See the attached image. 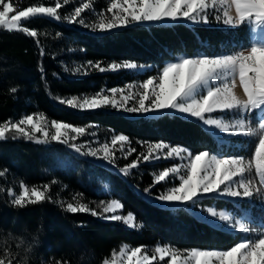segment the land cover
Returning a JSON list of instances; mask_svg holds the SVG:
<instances>
[{"label": "trees", "instance_id": "16d2710c", "mask_svg": "<svg viewBox=\"0 0 264 264\" xmlns=\"http://www.w3.org/2000/svg\"><path fill=\"white\" fill-rule=\"evenodd\" d=\"M12 2L26 7L50 5L55 0ZM81 3L89 4L90 0H70L62 9V15L70 14ZM93 3L99 12L106 9L103 0ZM28 26L38 31L37 38L0 30V122L43 112L49 119L85 127L86 134L94 133V138L102 144H110L114 134H127L131 142L125 144L126 149L131 147L136 152L115 157L113 166L99 163L82 152L68 151L55 142L37 145L23 138L0 141V171L5 172L0 176V259L5 264H57L58 261L61 264H102L105 259L111 260L113 251L119 252L125 244L148 248L171 244L185 250L226 249L238 242L234 231L211 223L201 214V209L214 207L236 215L243 211L239 202L208 197L195 206L158 204L144 198V189L154 181L156 168L153 164L140 161L138 169L130 170L128 176L119 169L127 167L138 154H146L147 143L141 141L163 140L174 146H187L193 152L209 150L216 154L247 155L246 149L235 145H241L243 139L218 137L195 120L172 114L139 116L80 112L60 105L54 97L92 95L102 88L121 87L132 80L124 70L99 73L89 69L85 74L81 66L89 60L101 61L105 67L109 62L131 60L151 65L157 71L182 55L230 53L237 49L238 40L245 42L241 37L247 35L248 30L237 34L213 22L208 26L163 22L133 25L101 38L69 25L66 20L56 22L40 18ZM41 48L45 53L43 57ZM41 64L47 86L38 70ZM77 68H80L78 73ZM12 87L18 88L16 94L10 93ZM229 141H234V145L229 146L226 143ZM21 182L30 187L48 183V195L56 202L24 209L12 206L7 189L12 188L18 194ZM161 188V185L152 188L153 196L158 195ZM111 199H119L121 213H133L143 228L130 229L121 222L93 217L90 213L69 214L64 210L67 203H85L101 212L100 202ZM262 205H256L257 212L252 213L258 214ZM259 222L261 220L256 218L255 228H259Z\"/></svg>", "mask_w": 264, "mask_h": 264}, {"label": "snow or ice", "instance_id": "6c2138e0", "mask_svg": "<svg viewBox=\"0 0 264 264\" xmlns=\"http://www.w3.org/2000/svg\"><path fill=\"white\" fill-rule=\"evenodd\" d=\"M69 3L70 0H55L50 5L19 7L12 0H0V30L37 38L38 31L28 25L40 18H49L56 22L66 20L69 25L82 26L103 38L133 25L172 22L208 26L213 17L237 34L243 29L248 30L247 35L241 37L245 42L238 40L237 49L230 53L182 55L167 62L162 69L157 70L156 75L140 82L142 92H126L125 88L113 87L102 88L92 95L54 98L60 105L90 114L113 111L139 116L172 114L185 120L194 119L229 137L254 141V151L250 157L216 154L209 150L193 152L187 146H174L163 140L141 141L142 144L147 143V154H138L135 160L119 171L128 176L130 169H138L140 161L155 164L162 159L178 158L179 163L173 159L170 166L154 173L153 184L144 189L146 200L158 204L195 206L208 197L230 198L239 202L243 209L236 215L215 208L204 209L207 217L223 222L233 230L239 237L238 242L226 249L181 250L171 244L156 246L155 253L163 264H264V205L259 208L261 223L255 237L251 234L255 231L256 216L245 218L249 210L257 212L256 198L264 197V0H111L107 8L111 17L107 18L101 11L97 13L98 21L92 22H87L82 15L90 7L88 3H81L70 14L62 15V9ZM37 44L39 46V41ZM40 55H45L42 48ZM81 67L88 74L89 69L98 70L99 73L108 70L116 73L118 70L135 71L152 66L125 60L109 62L105 67L101 61L89 60ZM38 70L47 86L42 64ZM76 71L78 73L80 68ZM238 89L242 91L243 98L237 94ZM9 91L16 94L18 88L12 87ZM85 132L83 126L49 119L43 112L24 114L19 120L0 122V141L23 138L37 145L55 142L76 153L82 152L83 145L73 141L77 137H84ZM130 142L131 137L124 133L114 134L111 138V145H120L122 148ZM125 151L131 154L136 149L129 147ZM86 154L110 165L116 164L107 142L100 147H89ZM4 175L5 172L0 171V176ZM177 180L178 185L175 183ZM156 185H161L163 190L153 196L152 188ZM19 187L18 194L12 188L7 189L10 204L14 207L24 209L45 202H56L48 195V183L30 187L21 182ZM98 207H101V212L85 203H67L64 210L69 214L90 213L93 217L122 222L130 229L139 230L144 226L137 222L138 218L133 213H118L122 208L119 199L101 201ZM182 252H186V255H182ZM116 255L113 251L112 260L105 259L102 264H153L157 258L156 255H149L145 246L127 244L120 248L119 261ZM0 264H5V261L0 259Z\"/></svg>", "mask_w": 264, "mask_h": 264}, {"label": "rangeland", "instance_id": "374dc122", "mask_svg": "<svg viewBox=\"0 0 264 264\" xmlns=\"http://www.w3.org/2000/svg\"><path fill=\"white\" fill-rule=\"evenodd\" d=\"M94 1H96V0H90V3H89V5H90V7H89V9H86L85 10V13H82V15L85 17V19H86V21L87 22H92V21H98V16H97V13H100L99 11H97L96 10V8H95V6L96 5H94ZM104 1V4L106 5V9L103 11L104 13H105V16L107 17V18H110L111 17V13H108L107 12V8L110 6V3H111V0H103ZM232 14L234 15V10H233V12H232ZM212 22L213 23H215V24H220V25H222V23H218L215 19H214V17H213V19H212ZM165 23H172V22H165ZM222 26H224V25H222ZM77 27H79V28H81V29H83V30H85V31H87V32H89V33H92V32H90L88 29H85V28H83L82 26H77ZM224 27H226V26H224ZM93 34V33H92ZM127 74H128V76L129 77H131V79L132 80H130V81H128V82H124L122 85H121V87H119V88H125V90H126V92L127 91H132V92H142L143 90L142 89H140L139 88V84H140V82H142L144 79H146V78H148V77H150V76H154V75H156V70L155 69H153L152 67L151 68H145V69H142V70H135V71H132V70H124ZM237 94L241 97V98H243V95H242V91L241 90H237ZM117 98H119V94H117ZM114 112V111H113ZM122 114H125V113H122ZM129 115H135V114H129ZM150 116H155V114L154 115H150ZM191 120H194V119H191ZM201 125V124H200ZM204 129H206V130H208V131H210L212 134H214V135H216V136H221V138L222 137H228V138H231V137H229V136H227V135H225V134H220L219 133V131L218 130H213V129H210L208 126H203V125H201ZM86 133H88V132H85V136L84 137H77V140L76 141H73V143H79V144H82L83 145V149H82V153L84 154V155H86L87 157H90V156H88L86 153H87V151H88V149H89V147H94V148H96V147H100L101 145H102V143H99L98 142V140L96 139V138H94V135H91V134H89V135H87ZM39 135V134H38ZM71 135H74V134H71ZM237 138H239L240 139V137H237ZM241 139H243V138H241ZM243 141V143H241V145H238V143H236L235 145H236V147H238L239 149H246V151H247V155H245V156H248V157H250V155H251V153H252V151H254V141H252V140H247V141H245L244 139L242 140ZM229 146H232V145H234V141H229V142H226ZM64 146V145H63ZM65 148H67V150L68 151H71V152H74L72 149H70V148H68L67 146H64ZM109 147H110V149H112V151H113V159L115 158V157H121V156H127V152L125 151V149H126V146L124 145L123 146V148L120 146V145H116V146H113V145H111V143L109 144ZM147 152H148V146L146 147V154H147ZM76 153V152H75ZM101 155H102V153H101ZM185 156H187V153H185ZM91 159H94V160H96V161H98L99 163H103V164H108V162H106V161H103V160H101V159H97V158H95V157H90ZM173 159H175V162L176 163H179V159L178 158H169L168 160H161V161H159V162H157V163H155V164H153L154 165V167L156 168V171L154 172V173H156V172H158V171H160V170H162L163 168H165V167H167V166H170V164L172 163V161H173ZM141 163H144V162H142L141 161ZM110 165V164H109ZM120 170V169H119ZM131 170V169H130ZM129 170V171H130ZM122 173V172H121ZM154 173H153V179H154ZM177 185H178V183H179V181L177 180L176 182H175ZM163 190V188H161V190H159L160 192ZM159 192V193H160ZM158 193V194H159ZM226 199H230V198H226ZM230 200H232V199H230ZM264 201V197H257L256 198V205H262V202ZM163 205H166V204H163ZM207 208H214V207H205V208H202L201 209V214H203V215H205L206 217H207V214H206V212L204 211V209H207ZM216 209V208H215ZM218 210V209H217ZM121 211H122V208L121 209H119L118 210V213H121ZM219 211V210H218ZM108 215H110V214H108ZM250 215H255L256 216V218H258L259 220H261V218L259 217V215L258 214H253L252 212H248V214H247V216L245 217V218H250ZM208 219H209V221L211 222V223H213V224H215V225H217L218 227H220L221 229H225V230H230V231H233V230H231V229H229V228H227L224 224H223V222H219L218 220H214L213 218H210V217H207ZM107 221H109V220H107ZM122 223V222H121ZM259 224H260V222H259ZM255 228V227H254ZM259 230V228H255V231L253 232L254 234L256 233L257 234V231ZM253 237H255V236H253ZM156 246H161V245H156ZM156 246H153V247H145V251L149 254V255H156V261H154L153 262V264H163V262L162 261H160V259H159V255L158 254H156L155 253V247ZM120 251V250H119ZM182 255H186V252H182L181 253ZM166 259H168V258H166ZM112 260V259H111ZM111 260H109V261H111ZM116 260L117 261H119L120 260V256H119V252H117V255H116ZM125 260H126V257H125Z\"/></svg>", "mask_w": 264, "mask_h": 264}]
</instances>
